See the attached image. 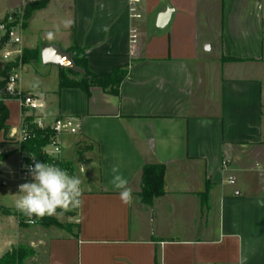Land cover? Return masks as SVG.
<instances>
[{
  "label": "crops",
  "instance_id": "0c3cea01",
  "mask_svg": "<svg viewBox=\"0 0 264 264\" xmlns=\"http://www.w3.org/2000/svg\"><path fill=\"white\" fill-rule=\"evenodd\" d=\"M34 1L0 0V22L14 12L23 18ZM168 7L173 14L157 29ZM127 8L128 0H51L15 32L21 50L39 49L25 46L31 22L53 10L46 29L53 38L42 47L84 49L95 75L128 71L114 96L98 87L59 89L60 70L40 71L39 61L16 70L17 90L42 105L36 119L80 126L64 138L62 159L82 181V205L71 234L32 243H43L42 264H264V0H142L134 59ZM25 67L39 74L35 84L20 81ZM4 105L11 139L21 107L9 97ZM12 155L15 188L21 153L0 133V161ZM114 165L132 189L130 205L111 183ZM146 165L164 167L165 194L149 206L138 199ZM21 228L14 216H0V257Z\"/></svg>",
  "mask_w": 264,
  "mask_h": 264
},
{
  "label": "trees",
  "instance_id": "16d2710c",
  "mask_svg": "<svg viewBox=\"0 0 264 264\" xmlns=\"http://www.w3.org/2000/svg\"><path fill=\"white\" fill-rule=\"evenodd\" d=\"M51 0H37L32 3L26 4L23 11V22L24 26L27 20L31 17L32 13L44 9ZM0 41V50L1 44ZM67 52L71 55L72 64L76 68L83 69L84 75H76L70 71L59 72V89L74 88L83 91L88 94L91 87H98L107 93L116 96L118 94L121 83L126 79L128 71L127 67H116L110 72L101 75L92 74L88 70L87 66V54L84 49L78 47H72ZM40 59L39 49H22L21 56L8 63H1L0 61V133L3 135L4 141H12L8 139L9 127L6 125V121L9 117V112L4 105V100L8 99L4 93V88L8 79V75L15 69L22 65L36 63ZM226 61L235 62V59H225ZM35 117L25 116V110H21V124L22 126L27 125L28 131L31 132L32 136L29 140L17 144L18 151H24L30 155L35 156L40 163H49L66 170L69 175H73V162L65 161H50L44 158L41 154V150L45 147L51 136L49 129L39 130L35 125H30ZM141 191L138 194V199L141 204L149 206L154 198L160 197L165 194L164 185V167L161 165H146L144 166L141 174ZM209 187L206 188V192L200 197L201 207H205L207 204V192ZM0 216L10 217L14 216L19 227L26 225V221L32 220H45L43 217H32L29 218L22 212L16 209H9L0 206ZM31 255V251L25 245H17L11 248L10 251L6 252L0 257V264H24L26 258Z\"/></svg>",
  "mask_w": 264,
  "mask_h": 264
},
{
  "label": "built area",
  "instance_id": "2783aa9c",
  "mask_svg": "<svg viewBox=\"0 0 264 264\" xmlns=\"http://www.w3.org/2000/svg\"><path fill=\"white\" fill-rule=\"evenodd\" d=\"M142 0H128V16L129 19L134 23L129 29L128 43H129V53L132 59L136 58L138 55L139 48V28L136 25L142 19V12L140 10ZM19 20L22 24V13L14 12L12 15L8 16L6 19V24H12ZM21 27V25L16 26ZM16 27L10 29L8 32L4 25H0V41L2 46L0 50L1 63H8L15 60L21 56V49L18 46V41L15 38ZM18 69V68H17ZM13 70L9 75L4 88V93L7 97L15 99L21 110H25V116L33 115L32 112L37 111L42 107L41 103L31 95L24 94L17 90L18 75L16 70ZM30 125H35L39 130L49 129L51 131V136L45 147L42 148L41 154L44 158L50 161H64L62 159V151L64 148L63 141L65 137L75 136L79 133L80 126L79 123L71 118H57L51 125H44L41 119L34 118L30 122ZM10 138L16 145L29 140L32 136L31 132L28 131L27 125L22 126L20 123L19 128L11 133ZM21 153L19 158L18 170L16 173V185L15 189L17 194L19 193V185L23 183L33 182V177L29 172V168L33 167L38 159L30 155L27 152L19 151ZM231 182V180H229ZM19 195V194H18ZM27 224H33L32 220L26 221Z\"/></svg>",
  "mask_w": 264,
  "mask_h": 264
},
{
  "label": "rangeland",
  "instance_id": "374dc122",
  "mask_svg": "<svg viewBox=\"0 0 264 264\" xmlns=\"http://www.w3.org/2000/svg\"><path fill=\"white\" fill-rule=\"evenodd\" d=\"M53 10L48 11L45 14H42L41 16H35L31 22L30 26V33L27 34V42L25 43V46L27 48L36 46V48L42 47V42H47L50 38H53V36H50V34H47L46 29L49 28V21L51 18V13ZM53 15V13H52ZM1 17V13H0ZM8 17V16H7ZM5 17L1 22L0 25H4L6 31L8 32L10 29L15 28L16 26H19L21 22L17 20L15 23L12 24H6ZM20 27H16V35H19ZM215 51H212L211 54L215 55ZM40 56V55H39ZM0 61H1V55H0ZM44 67H51V66H42L40 59L37 65V69L40 71H43ZM39 74H35L32 70H30L28 67H25L23 70V74L20 76V81L25 86H30L36 83V81L39 79ZM50 84V81L47 82V85ZM12 145V144H10ZM74 155V150L71 148L68 151L67 158L70 159ZM15 156H11L7 161L3 162L0 161V171H1V177H0V206L13 208L15 207V201L18 198V194L15 191L13 183H11V180L13 179L12 174L10 171L15 167ZM4 184V185H2ZM16 209V208H14ZM75 213L76 208H69L68 210L64 209H57L56 214L54 215H45V220H36L33 222V224H26L21 229L23 236H18V240L16 242L17 245H25L28 247L31 251V255L26 258L24 264H42L43 256H44V246L43 243H40L38 247L33 246V242H40L41 238L50 237L52 235L56 234H71L74 231L75 228ZM17 220V219H16ZM9 236L11 238L15 239L17 236V229L12 228L8 230ZM15 243V242H14ZM17 245H14L12 247H15Z\"/></svg>",
  "mask_w": 264,
  "mask_h": 264
},
{
  "label": "clouds",
  "instance_id": "9594fccd",
  "mask_svg": "<svg viewBox=\"0 0 264 264\" xmlns=\"http://www.w3.org/2000/svg\"><path fill=\"white\" fill-rule=\"evenodd\" d=\"M29 172L33 182L19 185V195L15 201L18 211L27 217H43L56 214L57 209L68 210L82 205V181L78 176L60 167L36 162ZM112 185L119 191L122 203L130 205L133 202L132 189L128 180L120 173L119 167H112Z\"/></svg>",
  "mask_w": 264,
  "mask_h": 264
},
{
  "label": "water",
  "instance_id": "95a60500",
  "mask_svg": "<svg viewBox=\"0 0 264 264\" xmlns=\"http://www.w3.org/2000/svg\"><path fill=\"white\" fill-rule=\"evenodd\" d=\"M172 14L173 10L169 7L163 13H159L156 17L155 27L157 29L164 28L168 24ZM205 50H210L209 45H206ZM39 55L42 66H55L61 71H70L81 76L85 74L83 69L76 68L72 64L70 53L61 49L59 45L43 46L39 49Z\"/></svg>",
  "mask_w": 264,
  "mask_h": 264
}]
</instances>
